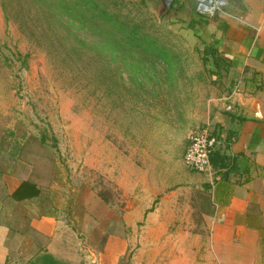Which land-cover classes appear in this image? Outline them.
Masks as SVG:
<instances>
[{
  "label": "rangeland",
  "instance_id": "rangeland-1",
  "mask_svg": "<svg viewBox=\"0 0 264 264\" xmlns=\"http://www.w3.org/2000/svg\"><path fill=\"white\" fill-rule=\"evenodd\" d=\"M5 3L3 9L0 0V167L18 168L19 176H27L42 192L34 205L54 208L65 229L74 230L78 264L168 262L172 252L167 246L162 252L151 246L168 245L169 237L150 235L143 230L145 218L136 219L135 194L141 183L134 168L143 159L152 168L151 151L157 146L165 149L187 140L202 123L215 92L217 77L201 59L211 41L194 0H177L166 15L161 0H107L156 39L146 49L123 38V61L109 56V48L99 56L90 48L94 40L106 38L107 24L97 29L98 39L76 21L79 37L89 45L75 54L63 32L51 35L36 4ZM151 175L149 171L144 182L150 184ZM161 176L163 189L175 182L169 172L165 180ZM3 195L1 188L0 209L10 211L12 199ZM183 196L178 194L180 204L174 205L180 216ZM24 207L30 204L23 202ZM202 225L193 215L190 221L175 219L170 227L199 234ZM183 238H173L178 241L177 264L184 259L178 249ZM198 244H192V258H199ZM140 249L145 250L136 259Z\"/></svg>",
  "mask_w": 264,
  "mask_h": 264
},
{
  "label": "crops",
  "instance_id": "crops-1",
  "mask_svg": "<svg viewBox=\"0 0 264 264\" xmlns=\"http://www.w3.org/2000/svg\"><path fill=\"white\" fill-rule=\"evenodd\" d=\"M205 24L209 41L231 61V67L221 83H216L207 100V113L195 130L209 125L216 138L213 151L225 166L213 168L210 176L185 170H192L183 161L189 137L165 149H152V168L147 159L135 164L141 183L135 194L136 219L145 218L143 230L150 235L169 237L170 244H155L151 249L162 252L167 246L172 258L168 262L134 260L133 264H177L178 241L173 238L181 234L184 243L178 249L183 250L184 259L179 264H264V0H226L224 12ZM139 149L143 153L144 144ZM149 171L150 184L144 182ZM166 172L175 182L163 189L159 175L165 180ZM23 181L32 183L27 176H19L18 168L0 167L2 197L12 199L14 206L10 211L0 209V264H78L74 230L65 229L54 208L34 205L42 195L39 187L38 196L13 198ZM181 192L182 216L174 210ZM23 202L30 207L20 208ZM164 205L173 208L165 211ZM193 215L203 223L199 234L170 227L175 219L190 221ZM197 241L199 258H192V244ZM144 250H137L136 259ZM6 253H10L8 258ZM11 253L16 256L11 258ZM43 254L57 262L43 261Z\"/></svg>",
  "mask_w": 264,
  "mask_h": 264
},
{
  "label": "trees",
  "instance_id": "trees-1",
  "mask_svg": "<svg viewBox=\"0 0 264 264\" xmlns=\"http://www.w3.org/2000/svg\"><path fill=\"white\" fill-rule=\"evenodd\" d=\"M38 6L39 10L43 14L47 27L51 31V35L58 37L60 32H63L61 36L69 43L75 54H78L84 50L85 46L89 44L81 39L77 33L76 21H80L87 27V30H92L96 37L100 36L97 33V29L101 28V24H107L110 26L106 38L94 40L90 48L96 55H100L107 48L110 49L109 56L117 58L123 61V38L128 41L132 47L136 48H148L156 41L148 31L140 26L136 18H131L130 14H124L121 9L109 7L107 0H29ZM177 0H172L169 7L165 10L163 15L169 13ZM3 9H6L5 0H2ZM181 8V6L179 7ZM200 22L202 24L207 23V18L200 15ZM90 21V24L84 23ZM201 24V25H202ZM92 25L94 28H92ZM191 30H194V26L191 23L188 26ZM100 30V29H98ZM108 36V37H107ZM110 36V40L108 39ZM107 43V45H106ZM202 62L206 64L209 62L211 68L209 73L212 76L217 77L216 83H221L223 77H225L231 67V61L227 59L214 45L205 44L201 50ZM214 84V82H213ZM213 135V133L211 132ZM214 136V135H213ZM216 139V138H215ZM214 149V148H213ZM210 152V163L213 168H223L225 166L224 159L219 157L218 152ZM219 163V164H218ZM219 165V166H218ZM40 190L35 184L28 181H23L21 185L13 193V198H31L38 196ZM41 259L46 261L49 259L52 262H57L50 255L43 254Z\"/></svg>",
  "mask_w": 264,
  "mask_h": 264
},
{
  "label": "built area",
  "instance_id": "built-area-1",
  "mask_svg": "<svg viewBox=\"0 0 264 264\" xmlns=\"http://www.w3.org/2000/svg\"><path fill=\"white\" fill-rule=\"evenodd\" d=\"M194 2L197 13L209 19L223 13L226 5V0H194ZM215 143L216 139L211 134L208 124L195 130L189 136V143L183 155L185 165L196 172L210 176L212 174L210 152Z\"/></svg>",
  "mask_w": 264,
  "mask_h": 264
},
{
  "label": "water",
  "instance_id": "water-1",
  "mask_svg": "<svg viewBox=\"0 0 264 264\" xmlns=\"http://www.w3.org/2000/svg\"><path fill=\"white\" fill-rule=\"evenodd\" d=\"M172 0H161V3L163 5V10L165 11L169 5L171 4Z\"/></svg>",
  "mask_w": 264,
  "mask_h": 264
}]
</instances>
